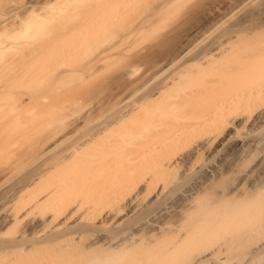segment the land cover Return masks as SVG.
Masks as SVG:
<instances>
[{"label": "bare ground", "instance_id": "bare-ground-1", "mask_svg": "<svg viewBox=\"0 0 264 264\" xmlns=\"http://www.w3.org/2000/svg\"><path fill=\"white\" fill-rule=\"evenodd\" d=\"M200 1L13 5L22 35L50 28L36 65L51 94L46 182L22 214L0 213V229L25 223L0 249L37 228L40 264H264V0H215L166 52L171 31L156 35L106 97L66 87ZM37 3L47 15L25 21Z\"/></svg>", "mask_w": 264, "mask_h": 264}, {"label": "rangeland", "instance_id": "rangeland-1", "mask_svg": "<svg viewBox=\"0 0 264 264\" xmlns=\"http://www.w3.org/2000/svg\"><path fill=\"white\" fill-rule=\"evenodd\" d=\"M23 1L25 0H0V43L5 44L3 49L0 48L1 214L13 210L15 211L16 209L20 210V207L24 205L25 201H32L35 194H39V191L41 192V188L46 182V175H43L45 159L42 161L41 157H39L42 154L39 153L40 150L43 151L42 147L45 142L43 139L47 130L48 101L51 91L46 78L41 77L39 68L36 65V60L40 56V44L50 37V28H48V25H45L42 32L35 36H33L32 33H28L26 36H24V34L22 35L19 27L23 25V23L18 26L17 23H19L20 20L19 16L14 13L15 10H11L10 12L9 10L14 4ZM214 1L215 0H201L188 11L185 7H182L179 13H175L173 16L170 15V18L160 23L154 31L147 32L135 42L131 40L124 42V52L116 53L109 58L108 62H106V68L95 73L94 77L87 79L83 84H77L78 82L67 84V89L74 86L75 95L87 101L108 96L115 86H119L123 83L124 77L122 72L130 57L135 56L137 64H140L141 61L139 60L142 50L146 45L155 40L156 35L168 33L172 29L180 30L195 23H199L202 20L204 12ZM54 5V2L51 3V6ZM35 7L38 8V10H36ZM31 10H34V13L29 11L24 15L25 21L27 22L36 19V16L42 17L47 15V9L43 7V4L37 3ZM11 12L14 13L15 16ZM55 19H65L68 21L70 17L63 16L61 18V15H57ZM9 21H11V23ZM172 31L170 32L171 41L166 43L164 48L162 47V52L169 51L179 37V31L176 33ZM166 45L168 46L167 48ZM33 61H35L34 64H32ZM15 119L17 121H15ZM13 121L15 123H13ZM38 157L41 161L38 160ZM38 164L39 166L43 165V168L39 170H41V175L44 177L38 173L40 176L39 179L37 177L38 181L36 182L31 178V175L32 177L38 176L36 172L34 175V171L38 170ZM31 195L34 196L32 199H29ZM18 211H16V213ZM19 212L21 213L22 211L20 210ZM21 221L24 222V220H18L19 223L13 221L7 225L3 224L4 226L1 224L0 245L2 243L9 245L8 242L11 243V239H13L17 233L18 235L20 232L22 233L21 229H23L25 223ZM21 225L23 227H21ZM33 229L28 230L27 228L25 230L26 233H28H23L25 235L22 234L23 237L25 236L24 241L21 240L23 241L21 243H24L23 245L25 247L23 250L25 249V251L20 248L19 250L17 248L14 249V247L9 248L11 246H8L6 251H4L5 246L0 249V264H40L45 254V251L43 254L42 252L45 249H43L44 244L41 246L42 244L40 243L41 232L37 228L39 232H37L36 229L32 231ZM25 230L23 232H25ZM31 231L34 233L32 234ZM23 237H21V239H23ZM35 239H37V242Z\"/></svg>", "mask_w": 264, "mask_h": 264}]
</instances>
